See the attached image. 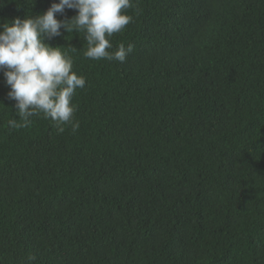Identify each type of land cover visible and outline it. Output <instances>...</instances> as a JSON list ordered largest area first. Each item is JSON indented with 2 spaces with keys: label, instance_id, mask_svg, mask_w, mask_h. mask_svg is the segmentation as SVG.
Listing matches in <instances>:
<instances>
[{
  "label": "trees",
  "instance_id": "obj_1",
  "mask_svg": "<svg viewBox=\"0 0 264 264\" xmlns=\"http://www.w3.org/2000/svg\"><path fill=\"white\" fill-rule=\"evenodd\" d=\"M132 3L123 63L46 41L86 78L76 131L19 126L0 71V264H264V0Z\"/></svg>",
  "mask_w": 264,
  "mask_h": 264
},
{
  "label": "clouds",
  "instance_id": "obj_2",
  "mask_svg": "<svg viewBox=\"0 0 264 264\" xmlns=\"http://www.w3.org/2000/svg\"><path fill=\"white\" fill-rule=\"evenodd\" d=\"M132 7V0H53L42 14L0 21V71L9 86L7 99L15 102V111L23 121L19 126L27 127L31 117L42 113L61 133L63 125H70L73 131L79 128L72 100L77 89L85 87L86 78L73 70L67 51L46 41L61 36L62 29L83 33L86 58L123 63L134 46H114L111 37L132 22L127 14ZM67 9L75 10L76 15L58 19ZM8 124L18 126L15 119ZM34 259L29 256L28 264Z\"/></svg>",
  "mask_w": 264,
  "mask_h": 264
}]
</instances>
